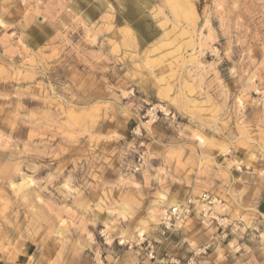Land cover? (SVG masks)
Wrapping results in <instances>:
<instances>
[{
  "label": "rangeland",
  "instance_id": "1",
  "mask_svg": "<svg viewBox=\"0 0 264 264\" xmlns=\"http://www.w3.org/2000/svg\"><path fill=\"white\" fill-rule=\"evenodd\" d=\"M66 1L0 0V263L168 264L179 231V264H228L242 238L264 264V0H156L140 50L78 19L27 46ZM218 222L233 230L213 246ZM199 237L213 259L188 263Z\"/></svg>",
  "mask_w": 264,
  "mask_h": 264
},
{
  "label": "crops",
  "instance_id": "2",
  "mask_svg": "<svg viewBox=\"0 0 264 264\" xmlns=\"http://www.w3.org/2000/svg\"><path fill=\"white\" fill-rule=\"evenodd\" d=\"M155 3L156 0H68L66 1V12H61L55 18L37 19L29 23L24 32V40L30 48H39L55 35L68 29L74 19H78L86 25L100 22L113 24L123 32L131 34L136 49L140 50L158 39L162 33V28L153 14ZM257 209L259 214L264 215V189L258 199ZM222 225V222H218L217 229L222 228L212 233L214 240L211 244L213 246L220 245L223 237L229 235V230H233V226L227 228ZM173 235L171 239L166 237L162 240L166 250L165 260L168 264H179L186 259L180 248L185 246V240L190 239L191 234L183 236L182 232L177 231ZM195 240L198 246L208 244L203 241L202 237L195 238ZM237 246L238 252H234L231 248L225 250L224 257L228 260V264H254L245 249V247H254L248 239H239ZM186 249L189 250V248ZM193 257L195 263H198L202 257L213 259L212 254L206 257L204 255H193ZM0 264L26 263L9 261ZM32 264H46V260L38 254Z\"/></svg>",
  "mask_w": 264,
  "mask_h": 264
},
{
  "label": "built area",
  "instance_id": "3",
  "mask_svg": "<svg viewBox=\"0 0 264 264\" xmlns=\"http://www.w3.org/2000/svg\"><path fill=\"white\" fill-rule=\"evenodd\" d=\"M200 199L202 201H205L207 204H210L212 202V198L208 193H204L202 194V196L200 197ZM191 203V200L187 201V204L180 206H173L170 208V210L168 212H166L162 222H161V234L162 235H169L172 233V231L175 229L176 227V220L182 216L184 213L189 212V204ZM178 208H180V210H182L181 212H178ZM210 245L209 244H205L201 247H199L197 250H195L193 253L194 255H200V254H205L206 251L209 249ZM149 256L150 258H155V254H154V250L153 248H150L149 250ZM194 261V257L191 256L188 258V263H191Z\"/></svg>",
  "mask_w": 264,
  "mask_h": 264
},
{
  "label": "bare ground",
  "instance_id": "4",
  "mask_svg": "<svg viewBox=\"0 0 264 264\" xmlns=\"http://www.w3.org/2000/svg\"><path fill=\"white\" fill-rule=\"evenodd\" d=\"M194 11H195V10H193V15H194ZM26 180H27V179H26Z\"/></svg>",
  "mask_w": 264,
  "mask_h": 264
}]
</instances>
